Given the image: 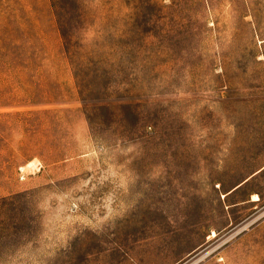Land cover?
<instances>
[{
  "label": "rangeland",
  "instance_id": "1",
  "mask_svg": "<svg viewBox=\"0 0 264 264\" xmlns=\"http://www.w3.org/2000/svg\"><path fill=\"white\" fill-rule=\"evenodd\" d=\"M0 264H264V0H0Z\"/></svg>",
  "mask_w": 264,
  "mask_h": 264
},
{
  "label": "bare ground",
  "instance_id": "2",
  "mask_svg": "<svg viewBox=\"0 0 264 264\" xmlns=\"http://www.w3.org/2000/svg\"><path fill=\"white\" fill-rule=\"evenodd\" d=\"M256 198H258V197H256Z\"/></svg>",
  "mask_w": 264,
  "mask_h": 264
}]
</instances>
